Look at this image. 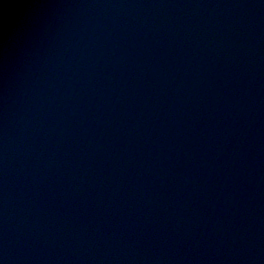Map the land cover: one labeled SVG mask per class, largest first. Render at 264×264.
Here are the masks:
<instances>
[{
	"label": "water",
	"instance_id": "water-1",
	"mask_svg": "<svg viewBox=\"0 0 264 264\" xmlns=\"http://www.w3.org/2000/svg\"><path fill=\"white\" fill-rule=\"evenodd\" d=\"M0 264H264V0H0Z\"/></svg>",
	"mask_w": 264,
	"mask_h": 264
}]
</instances>
